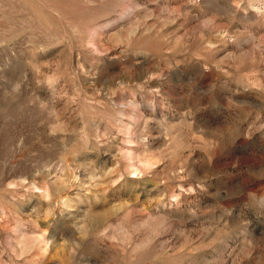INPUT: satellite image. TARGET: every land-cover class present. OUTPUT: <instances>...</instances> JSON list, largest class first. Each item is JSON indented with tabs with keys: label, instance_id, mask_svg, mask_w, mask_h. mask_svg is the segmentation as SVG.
<instances>
[{
	"label": "rangeland",
	"instance_id": "374dc122",
	"mask_svg": "<svg viewBox=\"0 0 264 264\" xmlns=\"http://www.w3.org/2000/svg\"><path fill=\"white\" fill-rule=\"evenodd\" d=\"M0 264H264V0H0Z\"/></svg>",
	"mask_w": 264,
	"mask_h": 264
}]
</instances>
